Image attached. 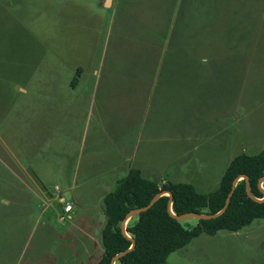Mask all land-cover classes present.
Returning a JSON list of instances; mask_svg holds the SVG:
<instances>
[{
    "label": "rangeland",
    "instance_id": "rangeland-1",
    "mask_svg": "<svg viewBox=\"0 0 264 264\" xmlns=\"http://www.w3.org/2000/svg\"><path fill=\"white\" fill-rule=\"evenodd\" d=\"M212 3L197 15L199 60L167 75L164 107L151 108L160 126L120 127L131 139L125 162L98 108L136 100L122 75L140 71V48L113 59L108 44L121 40L125 17L101 0H0V264H96L101 198L129 163L159 184L209 193L234 156L264 149V0ZM108 72L116 82L106 104ZM175 124L197 134L185 128L180 139ZM164 264H264V218L200 234Z\"/></svg>",
    "mask_w": 264,
    "mask_h": 264
},
{
    "label": "trees",
    "instance_id": "trees-1",
    "mask_svg": "<svg viewBox=\"0 0 264 264\" xmlns=\"http://www.w3.org/2000/svg\"><path fill=\"white\" fill-rule=\"evenodd\" d=\"M200 6L212 7L211 0H198ZM79 69L77 70V74ZM245 175L252 195L262 198L257 186L264 176V149L254 155L240 153L228 163L216 190L199 193L185 182L163 180L158 183L144 178L137 169H129L116 181L115 189L102 198L105 222L100 232L102 253L96 264H110L113 255L128 249L130 239L120 230V222L134 208L145 206L157 193H171V210L180 215L186 212L215 213L221 209L230 191L233 179ZM264 188V183H263ZM168 196L162 195L146 211L129 219L125 232L134 239L135 246L120 257L115 264H164L168 255L185 247L200 234L214 235L220 230L236 232L254 220L264 218V202L250 199L245 191V181L235 185L225 211L214 219L195 220L190 228L184 227L168 212Z\"/></svg>",
    "mask_w": 264,
    "mask_h": 264
},
{
    "label": "crops",
    "instance_id": "crops-1",
    "mask_svg": "<svg viewBox=\"0 0 264 264\" xmlns=\"http://www.w3.org/2000/svg\"><path fill=\"white\" fill-rule=\"evenodd\" d=\"M101 3L106 7L115 5L120 17H125L121 20L120 26L127 23L125 29L121 28L119 31L118 37L121 40H108L110 48L112 46L113 49L111 57L114 59L115 53L119 56L126 54L127 49L133 44L140 48L137 54L141 61L140 71L122 75L131 85L130 96L134 95L136 100L130 98L128 107H98L100 117L105 122H99V124L105 126V129L108 127L111 129L110 138L117 141L120 160L127 162L131 158L128 156L130 151L127 147L131 139L126 138V133L119 132L120 127L136 131L145 126V123L149 129L160 126L156 117L150 116L151 108L164 107L163 93L168 90L165 83L166 76L170 74L176 77V74L182 70V66L195 64L199 60L197 52L200 19L197 15L201 8L209 13L213 5L210 8L206 5L201 7L198 0H101ZM135 13H138L137 18L132 17ZM130 30L134 31V40L127 39L132 37L130 33H127ZM140 31L143 35H140ZM162 34L165 35L163 38ZM183 69L185 70L184 67ZM190 70L192 71L191 68ZM156 74L157 78H155ZM115 76L116 74L111 72L106 73L102 83L106 104L112 99ZM159 89L162 91L159 92ZM141 107H148L143 114V119H139ZM185 128L186 133L192 137L197 134L194 126L184 127L182 124L180 126L175 124L176 132L172 133L175 132L181 139ZM131 133L134 134V132ZM143 168V166L129 163L125 172L127 173L129 169H137L143 175Z\"/></svg>",
    "mask_w": 264,
    "mask_h": 264
},
{
    "label": "water",
    "instance_id": "water-1",
    "mask_svg": "<svg viewBox=\"0 0 264 264\" xmlns=\"http://www.w3.org/2000/svg\"><path fill=\"white\" fill-rule=\"evenodd\" d=\"M241 179H243L245 181V191H246L247 196L250 199L254 200V201L264 202V188L262 186L263 183H264V176L260 177L258 179V182H257V186H258L259 190L262 193V198H256L250 192L249 181H248L247 176H245V175H239L238 177H236L235 179H233V181L231 183L230 191L228 192V194H227V196L225 198V201H224L223 206L221 207V209L219 211H217L215 213L186 212V213H183V214H180V215H176L171 210V207L170 206H171V198H172V196H171V193L168 192V191H163V192H159V193L155 194L150 199V201L145 206H143V207L131 209L125 215L124 219L120 222V230H121V233L125 237H127L128 239H130L131 245H130V247L128 249H126L124 251H121L120 253H117V254L113 255L111 257V259H110V264H115L120 257H122L123 255H125L128 251H130L135 246L134 239L131 238L129 235H127V233L125 232V226H126L128 220L131 217L136 216L139 213L148 210L153 205V203L156 201V199L159 198L160 196H162V195L168 196V207H167L168 212L177 221H181V220L188 219V218L195 219V220H209V219H214V218L218 217L219 215H221L225 211V209L227 208V205L229 203L230 197H231V195H232V193L234 191L235 185Z\"/></svg>",
    "mask_w": 264,
    "mask_h": 264
},
{
    "label": "built area",
    "instance_id": "built-area-1",
    "mask_svg": "<svg viewBox=\"0 0 264 264\" xmlns=\"http://www.w3.org/2000/svg\"><path fill=\"white\" fill-rule=\"evenodd\" d=\"M71 209H72V206L69 203H65V205L63 206L64 212H69ZM61 219H62V217H61Z\"/></svg>",
    "mask_w": 264,
    "mask_h": 264
}]
</instances>
